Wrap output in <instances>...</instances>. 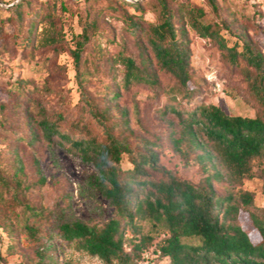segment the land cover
<instances>
[{"label": "rangeland", "instance_id": "obj_1", "mask_svg": "<svg viewBox=\"0 0 264 264\" xmlns=\"http://www.w3.org/2000/svg\"><path fill=\"white\" fill-rule=\"evenodd\" d=\"M0 0V254L5 262L24 264H118L105 263L75 245L67 243L52 231L61 218H78L89 224H103L114 212L105 199L92 187L88 178L95 174L89 163L80 161L63 147L48 145L36 123L42 116H63V124L78 116L79 83L108 115L116 113L115 105L126 111V124L116 118L115 131L130 145L150 143L157 155V164L193 183L201 182L207 173L197 157L199 149L190 144L182 123L171 107L185 109L182 90L175 79L158 67L145 33L135 35L126 28L123 15L138 19L141 28L155 21L158 7L155 0H25L22 21L16 23L11 4ZM170 0L176 26L182 27L189 48V88L191 102L214 104L228 114L252 116L261 113L245 77L244 62L238 57L231 65L225 51L213 38H203L190 27L196 9L202 11L203 23L227 24L264 54V0ZM113 8V9H112ZM37 11L33 19L29 14ZM83 19H93L96 29L74 59L71 35L80 32ZM18 25V26H17ZM231 44L232 33L221 28ZM54 36L53 41L50 37ZM130 56L139 70L151 74L155 84L123 80L124 65L120 54ZM108 91L116 93L109 96ZM184 117L185 114L183 113ZM198 138H205L198 132ZM34 136L33 142L26 140ZM15 158L21 163L17 169ZM217 177L211 178L217 196L227 194L236 199L239 193L251 194V203L239 207L264 217V191L260 177L261 163L252 161L253 176L231 180L219 164ZM121 166H129L123 157ZM38 168V171L37 169ZM153 176L157 174L150 171ZM39 175L43 181L39 183ZM5 182L7 188H5ZM14 193L15 198H11ZM20 201L38 209L40 215L29 214L27 222L38 230L31 237L16 225ZM23 216V214H22ZM248 221L244 211L233 218ZM142 234L151 241L132 264H169L157 255L156 245L166 234L162 226L147 219L137 220ZM251 234H254L250 230ZM255 235V234H254ZM125 236H129L126 232ZM195 243L194 237L182 238ZM42 242L51 245L54 263H34V251ZM124 250L129 249L127 242Z\"/></svg>", "mask_w": 264, "mask_h": 264}, {"label": "trees", "instance_id": "obj_2", "mask_svg": "<svg viewBox=\"0 0 264 264\" xmlns=\"http://www.w3.org/2000/svg\"><path fill=\"white\" fill-rule=\"evenodd\" d=\"M137 1L131 3L137 5ZM169 1L155 0L158 7L156 20L145 28H141L138 21L141 16L123 15L122 19L129 33L135 35L139 30L145 33L158 67L169 73L181 88L185 109L178 106L170 109L180 119L190 144L200 150L197 154L200 166L209 173L201 182L193 183L159 166L150 143L130 145L114 130L117 123L114 116L119 118L120 125L126 124V111L115 105L116 113L109 116L108 108L98 106L79 80L78 116L63 124V116L55 113L40 117L36 123L48 145L57 144L80 161L91 164L95 174L89 176L88 182L114 214L101 225L89 224L78 218H61L52 231L67 243L105 263L132 264L151 241V236L141 233L137 222L138 219H147L166 231L154 250L157 255L167 257L169 264H264V217H257L238 205H249L251 194L243 191L236 199L231 194L217 196L211 183V178L219 174L214 162L237 182L253 176L252 161L256 159L261 163L259 172L264 191V54L243 33L233 32L227 24L203 23L199 19L202 11L196 9L190 17V27L200 37L215 39L232 66L238 64V57L244 62L245 77L261 113L252 116L228 114L214 104L192 103V90L188 85V40L184 29L174 22ZM206 1L214 8L213 0ZM26 4L25 0H15L11 4L17 24L22 21V5ZM29 15L34 19L37 11ZM221 28L234 35L231 44L220 32ZM95 29L93 19H83L80 32L71 35L75 60ZM50 39L54 41L56 38L52 36ZM120 57L125 83L131 80L151 85L156 83L151 74L138 69L130 56L121 53ZM108 95L115 97L116 93L108 91ZM197 131L203 134L204 142L198 138ZM26 140L33 142L34 136L29 135ZM123 157L129 164L126 168L121 166ZM15 162L17 169L21 170L20 160L15 158ZM38 181H43L40 175ZM2 183L7 188L6 183ZM11 194V198H15L14 193ZM243 211L248 226L233 221ZM19 214L15 219L16 225L31 237H36L38 228L28 223L27 217L29 214L37 217L40 211L20 201L16 216ZM2 225L0 219V229ZM191 237L197 241L188 243L182 240ZM125 242L129 245L127 251L123 248ZM33 261L55 262L50 243L42 242L35 249ZM0 264L24 263L5 262L0 254Z\"/></svg>", "mask_w": 264, "mask_h": 264}]
</instances>
